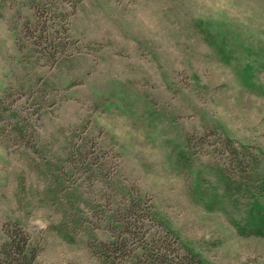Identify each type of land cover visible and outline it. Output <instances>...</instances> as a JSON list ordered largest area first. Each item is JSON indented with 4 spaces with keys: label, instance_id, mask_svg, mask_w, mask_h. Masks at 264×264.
<instances>
[{
    "label": "rangeland",
    "instance_id": "1",
    "mask_svg": "<svg viewBox=\"0 0 264 264\" xmlns=\"http://www.w3.org/2000/svg\"><path fill=\"white\" fill-rule=\"evenodd\" d=\"M262 175L264 0H0V244L106 264L138 210L117 264H264Z\"/></svg>",
    "mask_w": 264,
    "mask_h": 264
},
{
    "label": "trees",
    "instance_id": "2",
    "mask_svg": "<svg viewBox=\"0 0 264 264\" xmlns=\"http://www.w3.org/2000/svg\"><path fill=\"white\" fill-rule=\"evenodd\" d=\"M256 194L264 198V175L259 177L253 187ZM261 204L252 203L248 220L246 223L254 228L258 234L264 235V227H252L255 224H264V215L260 212ZM139 211L128 214L122 222L119 237L112 243H102L98 247L100 256L106 264H117V259L125 253L128 248L130 236H135L134 229L140 228ZM240 226L241 224L238 223ZM242 228V226H240ZM6 239L0 244V264H34L36 251L31 247L25 232L17 225L7 226L4 230ZM122 235V236H120ZM156 244L151 245L145 252L147 263L150 264H204L198 255H184L179 252V247L174 239L158 238Z\"/></svg>",
    "mask_w": 264,
    "mask_h": 264
}]
</instances>
